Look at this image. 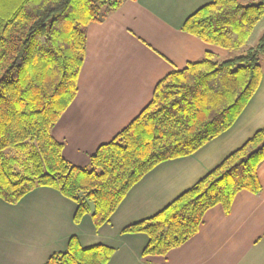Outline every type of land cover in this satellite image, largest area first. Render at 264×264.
I'll use <instances>...</instances> for the list:
<instances>
[{"label":"trees","instance_id":"1","mask_svg":"<svg viewBox=\"0 0 264 264\" xmlns=\"http://www.w3.org/2000/svg\"><path fill=\"white\" fill-rule=\"evenodd\" d=\"M126 0H0V199L16 204L37 186L72 200L74 223H106L130 187L161 161L189 155L228 129L259 84L264 30L248 45L264 2L211 0L181 29L229 54L206 51L157 82L151 100L86 166L69 163L51 129L77 93L87 27ZM264 127L152 216L124 226L145 233L141 256H165L195 235L216 204L228 213L240 190L259 193ZM113 248L71 235L44 264H106Z\"/></svg>","mask_w":264,"mask_h":264},{"label":"crops","instance_id":"2","mask_svg":"<svg viewBox=\"0 0 264 264\" xmlns=\"http://www.w3.org/2000/svg\"><path fill=\"white\" fill-rule=\"evenodd\" d=\"M210 1L126 0L87 27L77 93L51 129L69 163L86 166L98 146L148 104L157 82L171 70L206 51L228 56L226 49L181 29L190 14ZM261 59L257 89L233 124L193 153L152 167L98 228L89 214L74 223L75 203L49 186L35 187L16 204L0 199V264H44L52 253L66 249L71 235L82 246L113 248L106 264H264V160L257 169L259 193L238 191L228 213L221 204L209 208L198 232L165 256L142 257L147 235L121 232L164 208L264 127V55Z\"/></svg>","mask_w":264,"mask_h":264},{"label":"rangeland","instance_id":"3","mask_svg":"<svg viewBox=\"0 0 264 264\" xmlns=\"http://www.w3.org/2000/svg\"><path fill=\"white\" fill-rule=\"evenodd\" d=\"M263 30H264V14L261 17V19L259 20V22L257 23L256 28H254V31H253L252 35L250 36V40L253 39V34L255 36L256 32H261Z\"/></svg>","mask_w":264,"mask_h":264}]
</instances>
